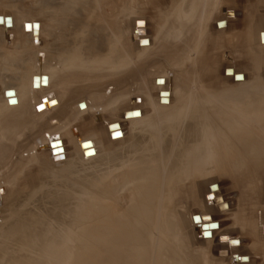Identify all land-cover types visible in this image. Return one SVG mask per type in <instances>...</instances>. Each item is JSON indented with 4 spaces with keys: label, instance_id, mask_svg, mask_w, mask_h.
Masks as SVG:
<instances>
[{
    "label": "rangeland",
    "instance_id": "obj_1",
    "mask_svg": "<svg viewBox=\"0 0 264 264\" xmlns=\"http://www.w3.org/2000/svg\"><path fill=\"white\" fill-rule=\"evenodd\" d=\"M66 2L67 4L61 0H0V18L10 19L9 15H11L16 23L14 29L11 28L13 26L11 23L10 25L0 24V114H3L0 116L2 120L5 119L4 123L17 122L16 124L19 125V128L15 130L17 138H10L14 142L8 152V159L0 162V190H2L0 192V264H13V262L14 264H25L26 262V264H124L126 261L123 259L126 258L131 260L138 258L139 260L134 264H158L159 260L169 252L173 253L170 256L173 264H181L191 258L197 260L196 264H236L238 258H240L239 262L242 260L240 262L242 264L247 261V258L250 259L248 264H264V250H262L264 249V234H259L263 237L261 243H253L258 234L251 233V229L244 226L247 223L250 226L249 222L246 220H244L247 222L245 224L241 222L247 218L252 209L257 212L264 211L263 155L259 157L263 160L261 162L258 160V164L253 160L254 166H252L257 170L262 168L263 183L257 182L259 180L255 173H252L254 170L250 171L251 167L250 173L248 170V173L246 172L248 175L240 174L236 181L225 172H217L218 174L214 177H211L213 175L211 174L206 181L196 178L195 175L189 176L190 179L185 178L186 175L182 173L180 177L171 180L166 189L164 186L168 174L167 162L164 159L158 160L155 198L147 201L149 207L151 204L154 205L153 220L142 222L136 219L138 207L133 201L137 197L131 192L134 187L142 184L149 185L152 177H144L138 172V175L132 177L130 182L120 179V176L130 167L135 168L137 159L142 157L141 154L144 151L142 146L134 148L133 151L131 148L125 149L134 143L132 123L135 122L125 125L120 123L122 131L118 129V123L112 124L111 128L108 127L111 130L114 127L116 129L109 135L111 141L108 134L104 132L105 125L113 119L114 115L120 118L121 111L135 106L136 102L140 111L132 112L134 116L139 117V112L143 114V118L155 116L156 136L159 137L166 130L174 129L175 126L168 124L171 122L165 121L161 124L162 116L168 114L161 112L167 110L157 109V92L165 88L170 91L172 89V106L177 103L178 97L186 96L189 99L193 96L191 93L196 91L214 93L209 95H214L212 97L217 104L228 99L227 105L219 106V108L227 120H230L229 123L237 124L245 129L255 126V123L245 121L241 117L238 108L229 104L239 103L240 99L244 100L246 96H251L260 103L264 100V45L262 44V39L264 40V0H98V7L93 12L96 15L78 18L80 22L96 24L97 31L91 34L88 30L85 34L78 30L74 22L76 16H73V12L81 14L82 10L77 8L74 0ZM205 6H208L210 16L204 13ZM228 8L234 10L236 17L234 18L233 11L226 12V17L230 20L225 25L226 28L223 21L217 24L216 21L225 18L223 12ZM65 12L68 14L66 15L68 17L65 16L66 19H69L71 23L64 26L66 35L57 27L52 33L47 32L48 25L55 16H57L56 19L62 18ZM201 13L200 18L197 17ZM199 20H201V25ZM110 22L115 25L114 32H112L118 37L117 42H114V52L120 55L119 52L123 54L125 53L123 49H126L128 59L127 63L117 65L116 69H119V72L117 71L114 75L106 73V70L98 74L99 77L95 82V92L98 93V97L94 98L96 103L94 104L93 98L87 99L78 89H74L75 84L71 83L66 86L67 90L68 88L69 90L74 89L72 92L74 98H79L73 100L72 95L68 109H66L68 112L67 114L64 112L66 115H59L60 110L51 113L44 112L45 114L36 113L33 105L38 97L31 94L28 88L30 75L39 72V68H45L47 72L52 70L48 74L55 76L53 81L59 85L61 77L58 72L69 66L73 71L67 72L64 78L68 81H78L80 75L75 70L76 63L68 61L67 55L77 43L76 39L81 41L82 46H84L85 37H91L90 35H93V40L96 37L103 41L108 39L106 34ZM220 26L223 27L219 28ZM195 28L199 30V33L195 31ZM260 30L263 32L260 33L262 39L259 45L257 33ZM252 34L255 37L254 44L249 37ZM8 36L10 39L6 38ZM121 42L125 45L121 46ZM169 46L174 47L168 49ZM155 47H157L156 50ZM100 49L99 55L105 58L108 49L106 47H100ZM158 53L160 59H156ZM248 53L252 55L251 58L247 57ZM40 56L42 59L38 61L37 58ZM180 56H183L182 59ZM152 63L157 65L153 66ZM149 65L151 68L146 67ZM227 67L231 69L227 70ZM152 68L156 69L155 75ZM133 70L140 71V74L136 75L137 78H140V75H148L151 81L139 88L138 81L131 79L134 75L129 74ZM232 73L236 74L234 79H231ZM242 74L246 79L244 83H242ZM124 75L127 76L124 78ZM120 77L124 80L117 85L118 90L115 89L117 92L112 94L113 85L111 86L107 81L114 78L118 81ZM201 78H205L207 83H201ZM157 79L161 80V83H156ZM105 81L108 85L106 88ZM178 83L181 88L186 87L183 91L185 94H180V89H176ZM122 87L124 89H121ZM56 89L54 91L57 94ZM106 89H109L107 93ZM121 90L122 93L126 92L122 94ZM10 91L14 92L17 102L12 108L4 94ZM109 92L112 95H109ZM79 93L81 96L78 95ZM63 94V90L59 92V95L57 94L59 101L63 100ZM119 94L121 99L114 101ZM27 96H31L29 97L31 100ZM84 98V102H88L86 103L87 110L81 112L85 109L83 105L82 110L76 112L75 102L81 99L83 101ZM90 101H93L92 106ZM97 104L101 108H97L95 106ZM263 106L264 104L260 105V107ZM130 115L131 112L125 113L123 120L129 119ZM260 115H262L260 120H264V111ZM54 116L57 121L52 118ZM58 124L62 126L61 129L52 127L59 128ZM152 136L151 133H145L138 135L137 138L140 142H144ZM258 136L264 141L263 136ZM3 142L5 143V140ZM6 144L10 145L7 141ZM163 146V144L160 146L162 148L160 152H164ZM170 162L168 161V165ZM249 167L245 166L246 169ZM207 182L218 184L209 187L212 191L208 198L212 199L211 194L219 193L228 203L229 212L226 214H218L214 207L205 205ZM101 189L107 192L105 196L98 195ZM138 194L141 196L139 192ZM221 197L214 199L215 203ZM218 203L219 211L227 209V205L221 204V200ZM102 208L108 213H125L126 219L122 217L119 221L121 230L109 229L111 223L109 224L105 218H98ZM242 209L247 216L238 215ZM207 211L213 216L215 223H212L211 219L208 220V216L199 215ZM191 214H195L191 220L192 225L196 227L191 225L189 219ZM200 217L203 221H200ZM232 218L235 220L233 221ZM122 221H124L123 224ZM234 222L236 224L233 226ZM218 224L219 231H217ZM139 225L147 226V228L142 227V229ZM202 225H207L209 232L217 231V233L211 234L212 236L204 233L202 235L201 232H197ZM97 226L99 229L93 228ZM242 227L245 230L244 235L242 234L244 238L240 235L243 233ZM200 231L206 232L205 229ZM224 233L231 238L238 236L239 242L236 239L228 241V238L224 240V237H218L219 234ZM111 239L114 241L111 242ZM225 242L237 244V247L242 245V247L230 250ZM109 243H112L111 246ZM108 246L110 247L109 252L104 249ZM245 257L247 258L244 261Z\"/></svg>",
    "mask_w": 264,
    "mask_h": 264
},
{
    "label": "bare ground",
    "instance_id": "obj_2",
    "mask_svg": "<svg viewBox=\"0 0 264 264\" xmlns=\"http://www.w3.org/2000/svg\"><path fill=\"white\" fill-rule=\"evenodd\" d=\"M66 1H69V0H61V2H64V4H67ZM74 4L77 6L78 9L82 10L81 14H78L76 13L75 11L73 12V16H76V20L74 21L77 26H78V30H81V32H83L84 34L86 33V31L88 30L90 32V34L92 32H96L97 31V26L96 24H89V23H85V22H80L78 18H80L81 16H87V15H96L95 13H93L95 11V9L98 7V4L97 1L98 0H74ZM204 1V0H203ZM210 1V0H209ZM100 2V1H99ZM213 2V1H212ZM208 3V2H207ZM192 4V3H191ZM201 4V3H200ZM203 4V3H202ZM198 6V5H197ZM190 7V6H189ZM200 7V5H199ZM206 7V6H205ZM213 7V5L211 6ZM198 10V8H197ZM196 10V12H197ZM204 11V10H203ZM209 11V10H208ZM230 12V11H233V14H234V18L236 17L235 16V13H234V10L232 9H227V10H224L223 12V15H224V19H219L216 21V24L219 23V22H224V26L226 24H228V22H230V20L227 19L226 17V12ZM48 12V11H47ZM179 12V11H178ZM203 13V12H202ZM201 14H198L197 17H199V15H202ZM205 13V12H204ZM75 14H78V15H75ZM174 14V13H173ZM64 17L62 18H57V16H55V18L53 19V21H51V23L48 25V31L47 32H50L52 33L54 31V29L57 27V29L63 31V33H65L64 35H66L67 32H65L64 30V26H68V24H71L69 23V19H66V15H68L66 12L64 14ZM66 16V17H65ZM176 16V15H175ZM195 16V15H194ZM177 18H179L178 16H176ZM181 17V16H180ZM202 17V16H201ZM208 17V16H207ZM9 18L11 19H7V20H10L8 22H5L7 23L8 25H10V23L13 25L11 26V28H15V21L13 19V17L11 15H9ZM183 18V17H182ZM194 18V17H193ZM200 18V17H199ZM173 19V18H172ZM184 19V18H183ZM207 19V18H206ZM195 20V19H193ZM204 20V19H203ZM255 20V19H254ZM44 21V20H43ZM200 21V25H201V20ZM198 21V22H199ZM247 21V20H246ZM126 22V21H125ZM251 22V21H250ZM45 23V22H44ZM59 23V24H58ZM97 23V22H96ZM175 23V21H174ZM178 23V21H177ZM18 24V23H17ZM197 24V23H196ZM203 24V23H202ZM174 25V24H173ZM191 25V24H189ZM188 25V27H189ZM199 25V24H198ZM198 25H197V28H198ZM199 25V26H200ZM205 25V24H204ZM3 26L5 27V25L3 24ZM100 26V24H99ZM109 30L106 34V37L108 36V39H105L104 41L103 40H100L98 39L97 37L95 38V40H93V35H90L91 37H85V39L83 40V44L84 46L81 45V41L79 42V39H76L77 43L73 46L74 48L70 50V53L67 55V58H68V61H73L76 63V67H75V70L77 71V73L80 75V78L78 81H68L64 78V75H66L67 72H71V70L73 71L72 67H69L67 66V68L65 70H61L59 71V75H60V81H61V84L57 85L54 83L53 81V78L55 76H50L48 74L52 72V70H48V72L46 71L47 69L45 68H39V72L37 73H32L29 77V90L31 92V94H34V95H37V99H36V103L33 105V110L36 112V113H44V112H55V111H61V113H63V115L65 114L64 112H66V109L67 106H68V103L69 101H71V98H72V95H73V90L74 89H78L81 94L85 97L88 98H96L98 97V93L95 92V82L96 80L98 79V74H101L103 71L106 70V73L110 74V75H114L115 73H117V70L116 67L117 65L121 64H125L127 63V52H126V49L123 51L125 53H120V55L118 54H115L114 52V45L115 43L114 42H117V36L113 33L114 32V26L111 22L109 23ZM223 26H220L219 28H222ZM226 27V26H225ZM263 27H264V18H263ZM6 28V27H5ZM62 28V29H61ZM197 28H195V31H198L197 33H199V30H196ZM227 28V27H226ZM3 28H1L2 30ZM56 29V30H57ZM187 29V28H186ZM201 29V28H200ZM55 30V31H56ZM113 31V32H112ZM174 31V30H173ZM186 31V30H185ZM193 31V30H192ZM175 32V31H174ZM263 30H260V32L257 33V39H258V42H259V45H260V33H262ZM185 33V32H184ZM196 33V34H197ZM43 34V33H42ZM194 34V32L192 33ZM167 35V34H166ZM169 35V33H168ZM255 35V34H254ZM160 36V35H159ZM176 36V35H175ZM183 36V35H182ZM190 37V35H188ZM82 37V36H81ZM172 37V36H171ZM178 37V36H177ZM186 37V36H185ZM184 37V38H185ZM249 37H251L250 41L253 40V44H254V39L255 37L252 35H249ZM254 37V38H253ZM7 39H10V36L6 37ZM175 38V37H174ZM183 38V40H184ZM39 39V38H38ZM141 40H143L142 38H140ZM169 39V38H168ZM173 39V38H172ZM187 39V38H186ZM191 39H192V35H191ZM198 39V38H197ZM81 40V39H80ZM134 40V39H133ZM180 40V39H179ZM38 41V40H37ZM36 41V42H37ZM41 41V39H40ZM86 41V42H85ZM263 41V45H264V40L262 39ZM91 42V43H89ZM165 42V41H164ZM181 42V41H180ZM89 43V44H88ZM122 43V42H121ZM143 43V42H142ZM161 43V42H159ZM175 43V42H174ZM190 43V42H189ZM195 43V42H194ZM36 44V43H35ZM158 44V43H157ZM251 44V43H250ZM125 45L124 43H122L121 46ZM166 45V44H165ZM175 45V44H173ZM190 45V44H189ZM147 46V45H146ZM193 46V45H192ZM100 47H106L108 49V53H106L105 55V58L103 55H99V51L101 50ZM174 46H169L168 49L172 48ZM195 47V46H194ZM250 47V46H249ZM72 48V47H71ZM129 48V47H128ZM152 48V47H151ZM157 47H155V50H156ZM166 48V47H165ZM180 48V47H179ZM178 48V49H179ZM159 49H160V45H159ZM188 49V48H187ZM191 49V48H190ZM148 50V49H147ZM180 50V49H179ZM196 50V49H195ZM154 55H155V52L154 50H152ZM158 51V50H157ZM184 51V50H183ZM190 51V50H189ZM193 51V50H192ZM191 51V52H192ZM185 52H188V51H185ZM172 53V52H171ZM178 53V51H177ZM183 53V52H181ZM168 54V53H167ZM150 55V54H149ZM153 55V57H155ZM164 55V54H163ZM170 54H168L169 56ZM176 55V53L174 54ZM173 55V56H174ZM43 57V55H41ZM40 56V58H37L38 61H41L42 57ZM102 56V57H101ZM151 56V55H150ZM157 56V55H156ZM166 56V55H165ZM167 56V57H168ZM252 55H250V53H248L247 57L248 58H251ZM99 57L102 59H99ZM152 57V56H151ZM170 57V56H169ZM181 57V56H180ZM183 57V56H182ZM181 57V59H182ZM185 57V56H184ZM243 57V56H242ZM245 57V56H244ZM164 58V57H163ZM162 58V59H163ZM14 59V58H13ZM12 59V60H13ZM153 59V58H152ZM157 59V58H156ZM160 59V58H158ZM176 59H178L176 57ZM175 59V60H176ZM9 60V59H8ZM18 60V59H17ZM170 60V59H169ZM168 60V61H169ZM180 60V59H179ZM1 61V60H0ZM5 61V60H4ZM3 61V62H4ZM11 61V60H9ZM153 61V60H152ZM157 61V60H156ZM181 61V60H180ZM55 62V61H54ZM129 62V61H128ZM5 63V62H4ZM64 64V63H63ZM153 64V63H152ZM151 64V65H152ZM163 63H161L162 65ZM168 64V63H167ZM174 64V62H173ZM52 65V64H51ZM57 65V64H56ZM55 65V66H56ZM60 65V64H59ZM130 65V64H129ZM154 65H157V64H153ZM205 65V64H204ZM126 66V65H124ZM58 67V66H57ZM123 67V66H122ZM160 67V65H159ZM49 68V67H48ZM118 68V67H117ZM124 68V67H123ZM129 68V67H128ZM205 68V67H204ZM3 69V68H1ZM57 69V68H56ZM127 69V67L125 68ZM227 70L228 69H231L229 67L226 68ZM122 70V69H121ZM125 71V70H124ZM233 71V70H232ZM47 72V73H46ZM57 72V71H56ZM101 72V73H100ZM119 72V71H118ZM205 72V71H204ZM72 74V73H71ZM143 74V73H141ZM236 74H239V72H236ZM235 73H232V77L231 79H234V76L236 75ZM34 76H44L46 79H47V86L46 87H43L41 86L40 88L36 89V88H32V78ZM125 76V75H124ZM177 76V75H176ZM227 76V75H226ZM230 76V75H229ZM243 76V74H242ZM157 77V76H156ZM206 78V76H204ZM228 77V76H227ZM113 78V77H112ZM121 78V77H120ZM205 78H201V83H207L206 79ZM110 80L108 79V83ZM203 81V82H202ZM246 81L245 77L243 76V81L242 83H244ZM102 82V81H100ZM210 82V81H209ZM70 83H76L78 85H76V87L73 89V90H67L66 86H68ZM83 83V84H82ZM138 83V82H137ZM81 84V85H80ZM102 84V83H101ZM21 85V84H20ZM111 85V84H110ZM19 86V84H18ZM112 86V85H111ZM157 86H160V85H157ZM163 86V85H162ZM113 87V86H112ZM117 87V86H116ZM57 88V89H56ZM73 88V87H71ZM99 88V87H98ZM110 88V87H108ZM159 88V87H158ZM163 88V87H162ZM179 88L180 89V94H185V92L183 93V91L186 89V87H182L181 88V85L180 83L177 84L176 86V89ZM202 88V87H201ZM36 89V90H35ZM54 89L58 90L57 94L59 95V92L61 90L64 91V94H63V100L62 101H59L58 100V95L56 94V92L54 91ZM121 89H124V87H122ZM107 90L109 89H106V93L108 92ZM120 90V89H119ZM133 90V89H132ZM135 90V89H134ZM139 90V89H138ZM76 91V90H75ZM78 91V92H79ZM115 91V90H114ZM24 92V91H23ZM117 92V91H116ZM126 92V91H125ZM123 92V93H125ZM145 92V91H144ZM166 94V101L167 103H161V99H160V94L163 93ZM20 93V92H19ZM77 93V92H76ZM102 93V92H101ZM105 93V94H106ZM110 93V92H109ZM121 93H122V90H121ZM122 93V94H123ZM130 93V92H129ZM22 94V93H21ZM81 94L79 93L78 95L81 96ZM113 94V92H112ZM111 93L109 95H112ZM143 94V92H142ZM145 94V93H144ZM146 94H147V91H146ZM193 96H191L189 99L186 97V96H181V97H178V101L175 105H171V97H172V89L171 91L168 90V88H165V89H160L158 92H157V109L158 110H167L165 112H161V113H168V114H165L162 116V119H160L162 123H164L165 121H168V122H171V123H168V124H172V127L175 126L174 129H169V130H166L165 132H163L162 135H160L159 137L156 136L155 134V125L154 123H156L154 120H156L155 116L154 117H146V118H143V114L141 112L139 117H136L133 115L132 112L134 111H137L139 110L140 111V108L138 106H136V103H135V106H131V108H127L123 111H121V114H120V118L118 117V115H114L113 116V119L111 121H108L107 124L105 125V131L107 134H108V138H109V135L111 133V131H115L116 129L112 128V130L110 129L111 127H113L112 124H116L118 123V126H119V130H121L120 126V123L125 125V124H131L132 122H135L134 124L132 123V131L134 133V143L133 144H130L129 146H127L125 149H129L131 148V151H133L134 148L136 147H140L142 146L143 148V152H142V157H139L137 160V164L135 165V168L133 167H130V169H128L126 172H124L121 176H120V179L123 181H126V182H130V180L132 179V177H135L138 175V172L143 174L144 177H152L149 185H140L138 187H134L132 189V192L131 194L136 198L135 201H133V203H135L138 207V213L136 214L137 217L136 219L142 221V222H145L146 220H153V212H152V209H153V204L150 205V207L147 205L149 203H147V201H150L152 200V198L154 197L155 198V183L156 181V176L158 175L157 174V168H158V160L160 159H164L166 160L167 162V166H168V174H167V177L165 179V189L166 187L168 186V184L171 182V180H173L174 178L178 177L179 175H181L182 173L184 175H186L185 178H189V176H196V178H199L201 180H205L206 179H209L208 177L211 175V177L215 176L216 174H218L217 172H225L227 174H229L231 177L234 178V180L236 181L238 175L240 174H247L248 172L250 173V171H252V173H255V175L257 176L256 178H258L259 181L257 182H261L263 183L262 181V178H263V172L261 170H257L256 168L252 167L254 166L253 165V160H255L256 162L259 159L260 156H264V141L261 137H259L258 135H261L264 137V120H260V113H262L264 111V106L263 107H260V105L264 104V100L258 102L257 99L255 98H252L251 96L248 97L246 96L245 99H240L239 103L236 102V104L233 103H230L229 105L230 106H233V107H236L238 108V112L239 114L241 115V117L245 120V121H251L253 123H255V126L253 125L251 128H248V129H245L243 128L242 126L240 127L239 125L237 124H232V123H229V121L227 120V118L222 114V110L219 108V106H222V105H227L228 103V99H226L225 102L221 103L219 102V104H217V101H215L214 95L210 96L209 94H214V93H209V92H199V91H196V92H193L191 93ZM226 94V93H225ZM120 95V94H119ZM116 96L117 98H113L112 96V99H114V101H116L117 99H121V95L120 96ZM149 95V94H148ZM209 95V96H208ZM18 96V95H16ZM77 96V95H75ZM127 96V95H126ZM215 96H218V97H222L221 95H215ZM15 97V96H14ZM28 97V96H27ZM31 97V96H29ZM31 100V98H29ZM110 97V96H109ZM123 97V96H122ZM125 97V96H124ZM234 97V96H233ZM16 98V97H15ZM26 98L23 97L22 99L24 100ZM33 98V97H32ZM77 98V97H76ZM74 98V95H73V100L76 99ZM79 98V97H78ZM77 98V99H78ZM6 99V98H5ZM92 99V100H93ZM107 99V98H106ZM234 99V98H233ZM80 100V99H79ZM85 98L81 99V101H78V102H75L74 105H76L74 108H76V112H79L82 110L83 108V105H85V109L82 110L81 112H84L85 110H87V104L88 103L86 101V103L84 102ZM136 100V99H135ZM139 100V99H138ZM6 101V100H5ZM53 101L54 104H51ZM94 101V104L96 103L95 99L93 100ZM93 101L91 102V106L93 104ZM105 101V100H104ZM103 101V102H104ZM112 101V100H111ZM133 101V100H132ZM61 102V103H60ZM139 102V101H138ZM27 103V102H26ZM60 103V104H59ZM111 103V102H110ZM42 104V105H41ZM72 104V102H71ZM134 104V103H133ZM8 105V104H7ZM25 105V104H24ZM42 106V110L37 111L35 110L36 107L38 106ZM73 105V104H72ZM99 104L95 105L98 107ZM102 105V104H101ZM40 106V107H41ZM111 106V105H110ZM114 106V105H113ZM169 106H172V108H168ZM14 107V106H13ZM23 107V106H22ZM32 107V106H31ZM94 107V105H93ZM93 107H90V108H93ZM107 107V106H106ZM152 107V106H151ZM12 108V106H11ZM51 108V109H50ZM89 108V107H88ZM101 108V107H100ZM103 108V107H102ZM20 110V109H19ZM72 110V109H70ZM98 110V109H97ZM103 110V109H102ZM154 110V109H153ZM15 111H17L15 109ZM68 112V111H67ZM66 112V114H67ZM80 112V113H81ZM131 112V115L129 117V119H124V115L125 113H130ZM17 113V112H15ZM21 113V112H20ZM79 113V115H80ZM233 113V112H232ZM8 114V113H7ZM45 114V113H44ZM43 114V115H44ZM58 114V113H57ZM65 114V115H66ZM113 114V113H112ZM137 114V113H136ZM0 115H3L2 113ZM9 115V114H8ZM60 115V114H59ZM75 115V114H74ZM82 115V114H81ZM239 115V116H240ZM5 116V115H4ZM11 116H12V113H11ZM16 116V115H15ZM68 116V115H67ZM65 116V117H67ZM158 116V115H157ZM45 117V116H44ZM58 117V116H57ZM95 117V116H94ZM112 117V116H111ZM159 117H160V114H159ZM2 117L0 116V119ZM6 118V117H5ZM9 118V117H7ZM17 118V117H16ZM52 118H55L52 117ZM64 118V117H63ZM235 118V117H233ZM237 118V117H236ZM51 119V118H50ZM56 119V118H55ZM54 119V120H55ZM93 119V118H92ZM120 119V120H119ZM5 121V119H3ZM2 120V121H3ZM22 120V119H21ZM62 120V118H61ZM67 120V119H66ZM260 120V121H259ZM3 121V122H4ZM24 121V120H23ZM36 121V119H35ZM52 121V120H51ZM57 121V119H56ZM64 121V120H63ZM90 121V120H89ZM1 122V121H0ZM28 122V121H27ZM62 122V121H61ZM69 122V121H68ZM98 122V121H97ZM100 122V121H99ZM12 123V122H11ZM17 123V122H16ZM55 123V122H54ZM96 123V122H95ZM105 123V122H104ZM32 124V123H31ZM60 124V123H59ZM58 124V125H59ZM68 124V123H66ZM65 124V125H66ZM167 124V125H168ZM179 124H180V127H179ZM21 125V124H20ZM25 125V124H24ZM36 125V124H35ZM34 125V126H35ZM46 125V124H45ZM45 125L43 127H45ZM33 126V125H32ZM51 127V124L49 125ZM60 127L59 128H56L54 126H52L53 128L55 129H61V125H59ZM63 126H64V123H63ZM92 126V125H91ZM117 126V125H116ZM49 129H52L53 128H50ZM110 127V128H108ZM35 128V127H34ZM171 128V127H170ZM44 129V128H43ZM46 129V128H45ZM48 129V127H47ZM54 129V132H56ZM28 130V129H27ZM51 130V131H52ZM34 131V129H33ZM45 131V130H44ZM50 131V130H49ZM48 131V132H49ZM122 131V130H121ZM53 132V131H52ZM29 133V132H28ZM44 133V132H42ZM47 133V132H45ZM59 134V132H57ZM121 133V132H120ZM145 133H151L153 136L151 138H149V140H146L144 142H140L137 138L138 135L140 134H145ZM62 134V133H61ZM103 134V133H102ZM22 135V134H21ZM20 135V137H21ZM43 135V134H42ZM47 135V134H46ZM60 135V134H59ZM91 135V134H89ZM29 136V135H28ZM48 136H49V133H48ZM73 136V135H72ZM87 136V135H86ZM85 136V137H86ZM19 137V136H18ZM25 137V136H24ZM46 137V136H45ZM53 137V136H52ZM116 137V136H115ZM124 136H122L123 138ZM103 138V137H101ZM106 138V137H105ZM104 138V139H105ZM52 139V138H51ZM14 140V139H13ZM60 140V139H59ZM110 140V138H109ZM111 141V140H110ZM39 142V141H38ZM49 142V141H48ZM51 142V141H50ZM112 143V142H111ZM32 144V143H31ZM39 144V143H38ZM92 144V143H91ZM163 144V149L164 152H160V150L162 149L160 146ZM31 146V145H30ZM93 146V145H92ZM98 147V146H96ZM101 147V146H100ZM15 149V148H14ZM96 149V148H95ZM99 149V148H97ZM169 152H171L170 154H168ZM258 158V159H257ZM264 158V157H263ZM18 159V158H17ZM257 159V160H256ZM263 160V159H261ZM260 160V162H261ZM168 161L170 162L169 165H168ZM251 162V163H250ZM255 162V163H256ZM259 162V164H260ZM2 163V162H1ZM19 163V162H18ZM258 164V162H257ZM1 165V164H0ZM249 168H245V166H247ZM256 165V164H255ZM3 166V164H2ZM1 167V166H0ZM252 167V169H251ZM249 169H251L249 171ZM248 170V172H247ZM171 171V173H170ZM247 172V173H246ZM160 173V171H159ZM1 174V173H0ZM248 175V174H247ZM3 176V175H1ZM118 176V174H117ZM225 176V175H224ZM250 176V175H249ZM254 176V175H253ZM180 177V176H179ZM222 177V176H221ZM252 177V176H251ZM11 178V177H9ZM8 178V179H9ZM183 178V177H181ZM3 179V177H2ZM158 179V178H157ZM190 179V178H189ZM195 179V178H194ZM218 179V178H217ZM249 179V178H248ZM238 180V179H237ZM252 180V179H251ZM256 180V179H254ZM252 180V181H254ZM87 181V180H86ZM121 182V181H120ZM125 182V183H126ZM148 182V181H147ZM194 182V181H192ZM212 182V181H211ZM208 183L207 182V197H204V201H205V205L208 206V207H214L215 208V211L219 214H226L227 212H229V206H228V203L219 195V193L217 194H211L212 196V199L211 198H208V195H210V191L209 190V187L214 184H217V183ZM1 183V182H0ZM86 183V182H84ZM239 183V182H238ZM195 184V183H194ZM240 184V183H239ZM238 184V185H239ZM258 184V183H257ZM96 185V184H95ZM218 185V184H217ZM143 186H146L143 188ZM219 187V186H218ZM261 187V186H260ZM141 188V189H139ZM168 188V187H167ZM159 189V187H158ZM220 189V187H219ZM2 191V190H1ZM0 191V192H1ZM83 191V190H82ZM159 191V190H158ZM138 192L141 194V196L138 194ZM107 192H105V190H99L98 191V195H100L101 197L102 196H105ZM159 193V192H158ZM1 196V194H0ZM132 196V197H133ZM139 196V198H138ZM253 196V195H252ZM221 197V204H226L227 205V209L225 211H219L218 210V202L220 200H217L216 202L218 203H215L214 199H217ZM238 199V198H237ZM239 200V199H238ZM242 201V200H241ZM255 202V201H254ZM132 203V204H133ZM133 204V205H135ZM239 204V203H238ZM253 204V203H252ZM135 205V206H136ZM145 205V206H144ZM204 205V206H205ZM258 206V205H257ZM134 207V206H133ZM144 208V210H143ZM237 208V207H236ZM238 208H240L238 206ZM246 209V208H245ZM110 211V209H108ZM131 210V209H130ZM231 210V208H230ZM248 210V209H247ZM250 210V209H249ZM261 212H264V211H260V212H257L255 211L254 209H252L250 211V214H248V216L246 215V212L244 211V209L241 210V212L239 211L238 212V215L239 216H242L244 217L245 215L247 216V218H242L240 220H242L241 222L243 224L249 222V225L248 226V223L245 224L244 226H246L247 228H250L251 229V233H257L258 235L256 236V240L253 241V243H261L263 241V237L260 236L259 234L260 233H263L264 234V213L262 214ZM124 213V212H123ZM236 213V212H235ZM234 213V216L236 215ZM125 213L124 214H118L117 212H111V213H108V211H105L104 208L101 209L100 213L98 214V218L99 217H102V218H105L106 220H108L109 224L111 223V227H109V229L111 228L113 231H118V230H121L120 229V219H122V217L124 219H126V217H124ZM195 214H191L189 216V219H190V222H191V225H192V216H194ZM201 216H208V220L211 219V222L212 223H215L214 220H213V216H211L210 212L207 211L205 213H202V214H199ZM237 215V216H238ZM239 216H238V219H239ZM98 218H96L98 220ZM236 218V217H234ZM206 219V218H205ZM233 219V218H232ZM237 219V221H238ZM235 219H233L234 221ZM246 220V221H244ZM131 221V220H130ZM200 221H203V218L200 217ZM232 221V220H231ZM244 221V222H243ZM124 221H122V224H123ZM133 222V221H132ZM209 222V221H208ZM217 222V221H216ZM103 224V223H102ZM210 224V222H209ZM236 224V222H234L233 226ZM133 225V224H132ZM201 225V224H200ZM208 225V224H207ZM140 226V225H139ZM193 226V225H192ZM198 226V225H197ZM203 226V225H202ZM141 228L143 226H140ZM193 227H196V226H193ZM201 227V226H200ZM208 227V226H207ZM211 227V226H210ZM238 227V226H236ZM235 227V228H236ZM66 228V227H65ZM93 228H96L99 229V226L97 227H93ZM102 228H104L102 226ZM100 228V229H102ZM144 229L147 228V226H144L143 227ZM142 228V229H143ZM209 228V227H208ZM243 228V227H242ZM92 229V228H91ZM108 229V228H107ZM196 229V228H195ZM202 229V227H201ZM201 229H198L197 232H201V234L203 235L204 234H214V233H217V231L220 230L219 228V224H218V228H217V231H200ZM19 230V229H18ZM141 230V229H140ZM238 230V229H237ZM21 231V230H20ZM241 231H243V233H241L240 235L243 236L244 235V228L241 229ZM239 231V232H241ZM250 231V230H249ZM98 232V231H97ZM120 232V231H119ZM135 231H133L134 233ZM93 233V232H92ZM122 233V232H121ZM132 233V234H133ZM243 234V235H242ZM99 235V234H98ZM211 235V236H212ZM101 236V235H100ZM99 236V237H100ZM240 236V237H241ZM252 236V235H251ZM3 237V236H2ZM103 237V236H102ZM107 238V236H105ZM109 237V236H108ZM135 237V236H134ZM218 237H224L223 239L226 240L228 238V241H231L232 239H239L238 236L237 238H231L229 236H227V234H219ZM245 236H243L242 238H244ZM136 238V237H135ZM2 239V238H1ZM108 239V238H107ZM1 241V240H0ZM114 241V239H111V242ZM217 242H220L219 240L216 239ZM238 241V240H237ZM105 242V241H104ZM222 242V241H221ZM239 242V241H238ZM108 243V242H107ZM106 243V244H107ZM226 243V242H225ZM236 243V242H235ZM105 244V245H106ZM110 244V243H109ZM112 244V243H111ZM110 244V246H111ZM224 244V243H222ZM4 245V244H3ZM228 248H230V250H236V249H241L242 245H240L239 247H237L236 245L234 244H231L229 242H227L225 244ZM254 246V244H253ZM3 247V246H2ZM5 247V246H4ZM103 248V247H102ZM233 248V249H231ZM100 249V248H99ZM105 251L109 252V249L110 247H104ZM264 250V249H262ZM20 252V251H19ZM231 252V251H230ZM114 253V252H112ZM19 254V253H18ZM135 254V253H133ZM173 253H170L169 254H166L163 258H161L159 260V263L158 264H173V261L172 259L170 258V256L172 255ZM235 254V253H234ZM132 255V254H131ZM19 256V255H18ZM241 256V254H240ZM16 257V255L14 256ZM175 257V256H174ZM249 257V256H248ZM251 257V256H250ZM186 258V257H185ZM247 257H245L244 261L246 260ZM19 259V258H18ZM27 259V258H26ZM129 260V261H128ZM139 259L136 258V259H123V261H126L124 264H134V263H137ZM187 260V259H186ZM232 260V259H231ZM240 258L237 259V263L236 264H242L239 262ZM250 260V259H249ZM249 260L247 258V264L249 263ZM24 261V260H23ZM30 261V260H29ZM122 261V262H123ZM233 261V260H232ZM22 262V261H21ZM197 263V260H194V259H189L188 261H185L181 264H188V263ZM245 262V263H246ZM19 263V262H18ZM24 263V262H23ZM27 263V262H26ZM25 263V264H26ZM30 263V262H29ZM243 262V264H245ZM14 264V262H13Z\"/></svg>",
    "mask_w": 264,
    "mask_h": 264
},
{
    "label": "water",
    "instance_id": "obj_3",
    "mask_svg": "<svg viewBox=\"0 0 264 264\" xmlns=\"http://www.w3.org/2000/svg\"><path fill=\"white\" fill-rule=\"evenodd\" d=\"M8 21H10V20H7V19L3 20V19L0 18V24L8 22ZM159 55L160 54L158 53L157 54V59H158ZM146 67L149 68L150 65L146 66ZM152 69H154L153 74L155 75V70L156 69L155 68H152ZM137 72L138 71L133 70L131 73H129L131 75H134V77L131 78V79H134L133 81H138V86H140L139 88H141L142 86H146L151 81V77L148 76V75H140V78H137L136 75L140 74V71L138 73ZM143 72H144V70H143ZM126 76H124V78ZM124 78L123 79L119 78L118 79L119 83H117L118 82L117 78H114V79L110 80L109 84L113 85V90L117 89L116 86L119 85L120 83H122ZM156 83H161V80L157 79ZM74 84H75V87H76V85H78L76 83H74ZM104 85H105V88L108 86L106 81L104 82ZM32 86H33V88H36V89H38L40 86L46 87L47 86V79L45 77H34L32 79ZM113 93L115 94L116 91H113ZM4 94H5V97L8 99V104L10 106H15L17 104L16 99L14 97V92L13 91L5 92ZM160 99H161L162 103H167L166 94L161 93L160 94ZM54 102L55 101H53L51 104H54ZM40 106L36 107V110L39 111V112H40V110L43 109L42 106L41 107ZM59 114L61 115L63 113H61V111H60ZM60 118H61V116H60ZM0 121H1L0 122V126H2L1 129H0V162H3V161L8 159V152L11 150V145L14 142V141L10 140V138L11 137L17 138V136L15 134V130H17V128H19V125H17L16 123H11V122H5L4 123L2 121V119ZM4 124H6V126ZM3 125H4V127H3ZM3 140H5V143L3 142ZM6 141L9 142L10 145H7ZM201 227H202V229H205L206 231H208V229H209V228H207V225L201 226Z\"/></svg>",
    "mask_w": 264,
    "mask_h": 264
},
{
    "label": "crops",
    "instance_id": "obj_4",
    "mask_svg": "<svg viewBox=\"0 0 264 264\" xmlns=\"http://www.w3.org/2000/svg\"><path fill=\"white\" fill-rule=\"evenodd\" d=\"M207 7H208V6H206V8L203 9V10H204L205 14H207L208 16H210V15H211V12L207 10ZM207 20H208V19H207ZM207 20H206V21H207ZM204 24H206V22H205Z\"/></svg>",
    "mask_w": 264,
    "mask_h": 264
}]
</instances>
